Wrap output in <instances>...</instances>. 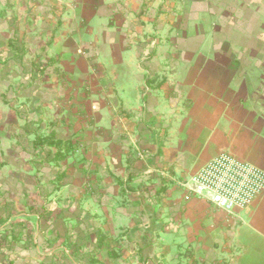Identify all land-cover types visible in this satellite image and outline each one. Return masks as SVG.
<instances>
[{
    "label": "rangeland",
    "instance_id": "rangeland-1",
    "mask_svg": "<svg viewBox=\"0 0 264 264\" xmlns=\"http://www.w3.org/2000/svg\"><path fill=\"white\" fill-rule=\"evenodd\" d=\"M264 0H0V264H264ZM142 155V156H141Z\"/></svg>",
    "mask_w": 264,
    "mask_h": 264
},
{
    "label": "built area",
    "instance_id": "built-area-1",
    "mask_svg": "<svg viewBox=\"0 0 264 264\" xmlns=\"http://www.w3.org/2000/svg\"><path fill=\"white\" fill-rule=\"evenodd\" d=\"M186 188L216 209L232 214L264 191V169L222 153L192 176Z\"/></svg>",
    "mask_w": 264,
    "mask_h": 264
}]
</instances>
